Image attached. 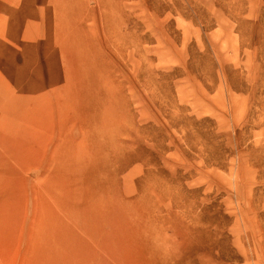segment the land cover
Wrapping results in <instances>:
<instances>
[{"label":"rangeland","instance_id":"374dc122","mask_svg":"<svg viewBox=\"0 0 264 264\" xmlns=\"http://www.w3.org/2000/svg\"><path fill=\"white\" fill-rule=\"evenodd\" d=\"M11 100L0 264H264V0H0Z\"/></svg>","mask_w":264,"mask_h":264},{"label":"bare ground","instance_id":"6f19581e","mask_svg":"<svg viewBox=\"0 0 264 264\" xmlns=\"http://www.w3.org/2000/svg\"><path fill=\"white\" fill-rule=\"evenodd\" d=\"M63 37H64V36H63ZM61 80H62V79H61ZM46 82H47V80H46ZM60 82H61V81H60ZM52 86H53V85H52ZM56 86H57V84H56ZM31 87H32V86H31ZM34 87H35V86H34ZM59 87H60V84H59ZM50 88H52V87H50ZM50 88H49V89H50ZM53 88H55V87H53ZM60 88H61V87H60ZM71 88H73V87H71ZM34 89H35V88H34ZM39 92L41 93L42 91H39ZM44 92H45V89H44ZM33 93H34V92H33ZM36 93H37V92H36ZM63 93H64V92H63ZM67 93H68V92H67ZM20 95H21V94H20ZM22 95H23V94H22ZM28 95H29V94H28ZM30 95H31V94H30ZM66 95H68V94H66ZM66 95H64V96H66ZM67 98H68V97H67ZM67 98H66V99H67ZM66 99H64V100H66ZM23 100H24V99H23ZM68 100H69V98H68ZM69 101H70V100H69ZM1 102H2V101H1ZM23 102H24V101H23ZM61 103L64 104V102H62V101H61ZM61 103H60V104H61ZM76 103H77V102H76ZM76 103H75V104H76ZM66 104H67V103H66ZM77 104L80 105V102H78ZM77 104H76V106H77ZM81 104H82V102H81ZM24 105H25V103H24ZM24 105H23V106H24ZM26 105H27V102H26ZM67 105L69 106L70 104L68 103ZM72 105H74V103H72ZM69 107H70V106H69ZM82 107H83V106H82ZM84 107H85V106H84ZM28 108H29V107H28ZM60 108H61V107H60ZM60 108H59V114H60L59 116L62 117V116H64L65 114L60 110ZM63 108H65V109L67 108V109H68L67 106H66V107H63ZM29 109H30V108H29ZM70 109H71V108H70ZM27 110H28V109H27ZM27 112H28V113H22V114H19V115L16 114V113H14V112H13V100L9 101L8 103L5 104V106H3L2 114H1V115H2V118H1V121H2V122H0V126H1L0 128L3 127V129L6 128V129H9L11 132H13V130H14L13 121H12L10 124H7L6 126L4 125V119H5L6 117L9 118V119L11 118L12 120H13V118L15 117L14 119H17V120H19V121H24V122H27V123H31L32 121H34V120L36 119V117H37V116H36V115H37L36 112H37V111H36V110H30V111H27ZM46 112H47V111H46ZM83 113H84V112H83ZM77 114H79V113H77ZM47 115H48V114H47ZM47 115H46V116H47ZM75 115H76V114H75ZM85 115H86V114H85ZM13 116H14V117H13ZM42 116H43V115H41L40 117L42 118ZM87 116H88V115H86L85 117H87ZM93 116H94V115H93ZM50 117H52V116H50ZM94 117H95V116H94ZM47 118H48V117H47ZM47 118H46V120H47ZM88 118H90V117L88 116ZM44 119H45V118H44ZM48 119H49V118H48ZM51 119H52V118H50V121H52ZM92 119H93V118H92V116H91V120H92ZM46 120H45V121H46ZM60 120H61V119H60ZM91 120L89 119V120H87V121L90 122ZM50 121H49V122H50ZM79 121H80V120H79ZM81 121H82V120H81ZM102 121H103V120H102ZM39 122H41V121H39ZM82 122H83V121H82ZM46 123H48V121H47ZM46 123H45V124H46ZM52 123H54V120L52 121ZM80 123H81V122H80ZM84 123H87V124H88V122H84ZM90 123H91V122H90ZM48 124H49V123H48ZM50 124H51V123H50ZM50 124H49V125H50ZM70 124H71V123H70ZM105 124H106V123H105ZM46 125H47V124H46ZM46 125H45V126H46ZM53 125H54V124H53ZM4 126H5V127H4ZM35 126H36V125H35ZM50 126H51V125H50ZM48 127H49V126H48ZM33 128H34V126H33ZM49 128H52V127H49ZM53 128H54V127H53ZM103 128H104V127H103ZM3 129H2V130H3ZM47 130H48V129H47ZM61 130H63V129H61ZM0 131H1V129H0ZM3 131H5V130H3ZM41 131H42V129H41ZM53 131H54V129H53ZM53 131H52V132H53ZM6 132H7V131H6ZM37 132H39V131L37 130ZM20 133H21V135H23L22 138L24 137V135H26L25 132H20ZM39 133H40V132H39ZM87 133H88V136H87ZM90 133H91V130H90V128H88L87 131H86V136H87L88 139H91V138H90ZM41 134H42V132H41ZM51 134H52V133H51ZM12 135H13V134H12ZM52 135H53V134H52ZM18 136H19V134H18ZM36 137H38V136H36ZM45 137H46V136H45ZM100 137H102V138H106V137L104 136V134H102V136H100ZM38 138H41V139H42V137H40V136H39ZM38 138H37V139H38ZM47 138H48V137H47ZM85 138H86V137H85ZM99 139H100V138H99ZM26 140H27V139H26ZM43 140H44V139H43ZM43 140H42V141H43ZM45 140H46V139H45ZM49 140H50V139H49ZM36 141H38V140H35L34 143H36ZM24 142H26V141H24ZM38 142H39V141H38ZM40 142H41V141H40ZM46 142H47V140H46ZM40 144H41V143H40ZM42 144H43V143H42ZM103 153H104V151H103ZM27 157H28V156H27ZM51 194H52V193H51ZM69 196H70V195H69ZM48 197H49V196H48ZM52 197H53V196H52ZM52 199H53V198H52ZM54 199H55L56 202L61 201V199H60L58 196L55 197ZM53 201H54V200H53ZM82 201H83V200H82ZM84 202H85V201H84ZM54 203H55V202H54ZM57 204L59 205V203H57ZM64 205H65V204H64ZM65 206H66V205H65ZM64 210H65V208H64ZM73 210H74V209H73ZM58 211H59V210H58ZM64 212H65L66 214H68V212H67L66 210H65ZM64 212H63V213H64ZM65 213H64V214H65ZM71 213H72V212H71ZM91 215H92V214H91ZM90 220H91V216H90ZM85 230H86V232L88 231V232L90 233V228H89V227H88L87 229L85 228ZM71 234H72V233H71ZM71 234H70V236L74 239V238H75V235L72 236ZM88 237L91 238V239H94L95 234H88ZM77 242H78V241H77ZM56 245H57V244H56ZM48 249H49V248H48Z\"/></svg>","mask_w":264,"mask_h":264}]
</instances>
